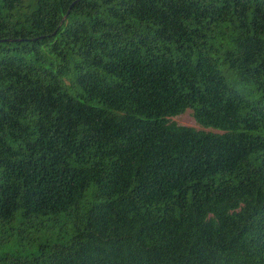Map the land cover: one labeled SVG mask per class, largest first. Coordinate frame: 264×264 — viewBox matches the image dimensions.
Listing matches in <instances>:
<instances>
[{
    "label": "trees",
    "instance_id": "trees-1",
    "mask_svg": "<svg viewBox=\"0 0 264 264\" xmlns=\"http://www.w3.org/2000/svg\"><path fill=\"white\" fill-rule=\"evenodd\" d=\"M0 264H264V0H0Z\"/></svg>",
    "mask_w": 264,
    "mask_h": 264
},
{
    "label": "rangeland",
    "instance_id": "rangeland-1",
    "mask_svg": "<svg viewBox=\"0 0 264 264\" xmlns=\"http://www.w3.org/2000/svg\"><path fill=\"white\" fill-rule=\"evenodd\" d=\"M170 122H173L177 125L180 126H184V127H189V128H193L195 130H203V131H210V132H216L212 129H204L200 126H198L193 118L192 115V111L191 110H187L184 114L176 116V117H172L169 119Z\"/></svg>",
    "mask_w": 264,
    "mask_h": 264
}]
</instances>
